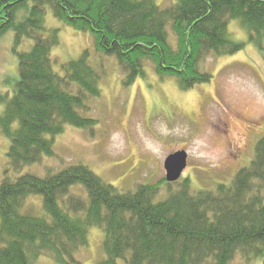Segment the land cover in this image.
<instances>
[{
    "label": "trees",
    "instance_id": "16d2710c",
    "mask_svg": "<svg viewBox=\"0 0 264 264\" xmlns=\"http://www.w3.org/2000/svg\"><path fill=\"white\" fill-rule=\"evenodd\" d=\"M46 7L75 30L90 31L97 50L117 59L126 85L147 78L149 63L161 81L174 80L188 91L210 80L199 68L204 56L233 55L246 43L264 51V0H175L167 7L155 0H0V36L14 32L18 62L12 91L0 93V128L9 139L13 170L52 155L64 126H90L93 120L79 111L100 93L88 51L64 64L63 75L54 71L51 51L58 33L45 35ZM231 21L246 41L234 40ZM24 39L32 42L29 49L17 51ZM74 186L85 190L86 201L70 194ZM263 189L264 136L229 184L215 183L209 190H194L188 178L173 183L164 178L124 193L83 165L44 178H5L0 264H34L43 256L78 264L74 253L87 244L91 227L104 233L106 258L95 264H231L236 254L245 263L264 262ZM30 194L42 197L49 219L21 213Z\"/></svg>",
    "mask_w": 264,
    "mask_h": 264
},
{
    "label": "rangeland",
    "instance_id": "374dc122",
    "mask_svg": "<svg viewBox=\"0 0 264 264\" xmlns=\"http://www.w3.org/2000/svg\"><path fill=\"white\" fill-rule=\"evenodd\" d=\"M174 1L155 0L161 7ZM44 24L45 35L53 29L58 33L51 58L60 76L64 64L78 59L84 51L89 53V62L100 76V93L91 97L79 113L93 123L87 128L64 126V132L53 140L52 155H42L39 162L19 170L10 167L9 139L0 128V183L25 174L44 178L68 166L83 165L126 193L137 185H152L164 179L166 157L183 150L187 163L179 180L188 178L194 190H209L215 183L229 184L235 173L252 160L254 145L264 136V51L253 43H246L233 55L204 56L199 68L210 73V80L181 91L174 80L161 81L149 63L145 64L147 78L126 85L117 59L97 50L90 31L66 25L53 16L49 7ZM228 29L234 40H247L236 21H231ZM169 37L171 40L172 35ZM13 41L12 30L0 36V93L11 92L18 78ZM31 43L24 39L17 51H27ZM2 109L0 106V112ZM160 190L165 191L164 184ZM70 194L87 200L80 186L72 187ZM262 194L264 198V189ZM58 203L68 211L61 201ZM21 213L49 219L37 194L26 197ZM103 239V231L91 227L87 244L74 253L78 264L104 260ZM34 264L58 263L43 256ZM231 264L264 262L258 258L245 263L236 254Z\"/></svg>",
    "mask_w": 264,
    "mask_h": 264
},
{
    "label": "water",
    "instance_id": "95a60500",
    "mask_svg": "<svg viewBox=\"0 0 264 264\" xmlns=\"http://www.w3.org/2000/svg\"><path fill=\"white\" fill-rule=\"evenodd\" d=\"M187 154L180 150L168 155L164 161V169L166 172L165 179L167 182H176L186 168Z\"/></svg>",
    "mask_w": 264,
    "mask_h": 264
}]
</instances>
